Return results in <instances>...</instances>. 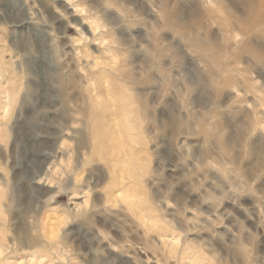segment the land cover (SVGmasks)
Masks as SVG:
<instances>
[{"label": "rangeland", "instance_id": "rangeland-1", "mask_svg": "<svg viewBox=\"0 0 264 264\" xmlns=\"http://www.w3.org/2000/svg\"><path fill=\"white\" fill-rule=\"evenodd\" d=\"M0 264H264V0H0Z\"/></svg>", "mask_w": 264, "mask_h": 264}]
</instances>
